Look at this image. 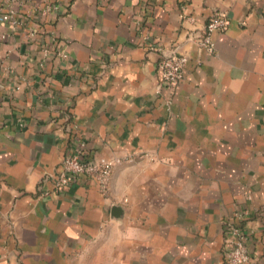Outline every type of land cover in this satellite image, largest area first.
<instances>
[{"label":"crops","instance_id":"obj_1","mask_svg":"<svg viewBox=\"0 0 264 264\" xmlns=\"http://www.w3.org/2000/svg\"><path fill=\"white\" fill-rule=\"evenodd\" d=\"M58 4L33 41V15L0 22V264H224L231 220L245 264H264V0ZM171 52L187 61L168 88ZM80 144L114 161L106 188L81 175L58 191Z\"/></svg>","mask_w":264,"mask_h":264},{"label":"built area","instance_id":"obj_2","mask_svg":"<svg viewBox=\"0 0 264 264\" xmlns=\"http://www.w3.org/2000/svg\"><path fill=\"white\" fill-rule=\"evenodd\" d=\"M31 1L32 0H13V2L16 3L15 6L7 4L0 8V22L9 23L12 29L22 27L24 18L33 15L30 26L24 27V38L27 41H33L40 32V18L35 19V15L38 11H46L49 17L48 21L56 19L57 14L60 12L59 0H40L37 5L31 3V8L25 11V4ZM227 26L228 18L224 12L212 14L205 24V32L200 37L199 44L209 52H213L214 47L211 41V34L213 32L224 31ZM50 43L55 44L54 39H51L48 43L40 42L38 44L42 58L39 62L40 66L50 54ZM186 61V56L176 54L175 52L163 55L158 62L161 82L168 86V88L175 87L183 77V69ZM113 164V160L106 158H100L96 161L86 159L83 154L82 144H80L72 153L66 154L63 158L61 170L54 178V187L56 190L61 191L64 186L71 181L84 175L94 179L99 187L104 190L111 174ZM239 218L241 217L239 216ZM226 223L227 229L222 247L224 264H245L249 260L247 235L242 228L232 220Z\"/></svg>","mask_w":264,"mask_h":264}]
</instances>
